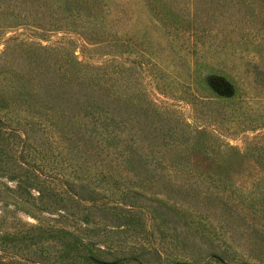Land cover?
Returning a JSON list of instances; mask_svg holds the SVG:
<instances>
[{"label":"trees","instance_id":"1","mask_svg":"<svg viewBox=\"0 0 264 264\" xmlns=\"http://www.w3.org/2000/svg\"><path fill=\"white\" fill-rule=\"evenodd\" d=\"M205 8L0 0V26H76L137 56L0 50V264H264V132L224 138L264 126V0ZM146 69L205 107L172 114Z\"/></svg>","mask_w":264,"mask_h":264},{"label":"rangeland","instance_id":"2","mask_svg":"<svg viewBox=\"0 0 264 264\" xmlns=\"http://www.w3.org/2000/svg\"><path fill=\"white\" fill-rule=\"evenodd\" d=\"M197 7L206 11L205 5L208 3L213 5L216 0H194ZM230 1V0H226ZM240 3V0H236ZM222 3L221 1H219ZM243 5V4H242ZM241 5V6H242ZM238 7L229 4L227 6V11H225V19H231L233 17L236 18L233 13H237L240 11ZM251 10V9H250ZM248 9L242 6V11L249 13ZM189 10L186 9L188 13ZM264 13V12H262ZM232 14V15H231ZM32 19V18H31ZM254 27L257 26L260 29H264V25L260 23H254ZM45 28L41 27H34L29 24H22L17 26H0V50H2L7 45V52L18 46L22 45L23 42L30 44L31 47L38 46V43L49 45L50 48L57 46L55 48L61 49L63 52H67V56H71L72 53L75 57L80 58L81 60H86L93 63H98L100 61H104L113 55H121V56H128V57H137L136 52H123L119 53L120 47L119 45H106V44H97L94 40L86 38V36L76 28V26H68V25H57V26H50V23H46L44 26ZM49 28V29H47ZM187 28L190 29V26ZM21 43V44H20ZM25 46V45H22ZM125 47V46H124ZM114 53V54H113ZM118 53V54H117ZM135 53V54H134ZM143 85L145 86L147 96L153 97L155 94L158 95L159 98L166 104L167 107L176 108L178 111H170L172 114H177L182 117H186L189 121L193 119L194 111L200 107H205L204 103H194L190 100L183 99L181 97H165L164 95L160 94L155 84V79L152 78V74L148 69L144 70L142 80ZM234 97L238 99V95L235 93ZM240 98V97H239ZM197 124L200 126H210L209 122L206 121L205 117L197 118ZM238 132H234L233 134H226L224 138H228L229 141L232 143H240V139H243V133H256L260 134L264 132V126L262 124H255L254 126L251 125H242V128L237 130ZM241 137V138H240ZM259 135H258V137ZM253 171L257 170L254 166L252 168Z\"/></svg>","mask_w":264,"mask_h":264}]
</instances>
